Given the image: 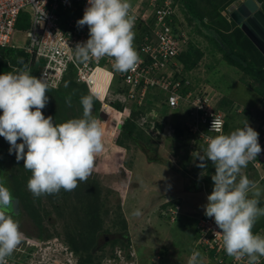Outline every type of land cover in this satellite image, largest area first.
<instances>
[{"label":"clouds","instance_id":"clouds-1","mask_svg":"<svg viewBox=\"0 0 264 264\" xmlns=\"http://www.w3.org/2000/svg\"><path fill=\"white\" fill-rule=\"evenodd\" d=\"M245 1L238 0L229 6L234 5L231 12L227 10L230 20H233L231 14ZM255 1L262 10L263 4ZM87 3L83 18L77 21V26L88 27L89 39L76 45L75 59L80 63H88L107 57L112 61L114 71H134L139 56L134 47L135 16L132 14L130 0H87ZM25 42L22 47L15 45V48H9H21L24 51ZM18 63L23 67L18 69L16 65L13 71L0 74V136L10 144V154L14 152L17 161L22 160L23 167L31 172L27 188L34 197L58 195L61 190L74 191L80 182L88 180L96 156L104 150V130L98 120L103 119V114L97 118L92 115L94 96L89 94L81 97V118L69 119L61 124L54 123L53 117H45L42 111L49 102L47 93L53 85L44 76L39 78L37 67L38 77L34 76V66L29 68L22 57ZM66 103L71 106V97L66 99ZM221 127V121L213 120L212 129L218 130ZM124 148L127 156L122 169L128 173L125 168L128 150ZM261 152L259 133L246 122L242 128L211 137L203 154L197 155L201 161L198 167L206 169L207 162L211 161L215 168L211 177L214 188L207 196L204 214L214 218L220 230L214 234L222 237L225 253L235 261L245 260V264H260L261 257H264V235L253 231L258 219L264 217V207L259 206L261 189L258 186L264 180L258 184L242 171ZM14 204L10 189L0 183V264H8L7 258L12 256L25 237L36 243L43 242L21 232L19 222L8 214ZM133 215H141L140 210L137 209ZM170 221H176L172 214ZM52 241L45 242H49L51 247H57L64 259L66 254L72 253L73 263L79 264L80 257L66 242L60 239L56 241L63 248L61 252V248ZM190 254L185 264H204L199 251L194 250L191 257ZM136 258L135 254L133 259L137 262ZM115 259L120 261L117 253ZM108 260L111 258L106 259L105 264ZM101 264H104V259Z\"/></svg>","mask_w":264,"mask_h":264},{"label":"built area","instance_id":"built-area-1","mask_svg":"<svg viewBox=\"0 0 264 264\" xmlns=\"http://www.w3.org/2000/svg\"><path fill=\"white\" fill-rule=\"evenodd\" d=\"M87 6V0H0V49L16 47L13 39L20 31L17 29L19 15L21 12L28 13L30 24L23 32L29 68L37 67L39 78L44 76L53 85L51 89H59L72 71L77 81L86 84L101 103L100 111L107 117L106 120L98 118L104 130L105 147L94 163L102 159L101 156L108 159L113 156L124 168L126 149L117 145L116 139L126 119L131 117L130 107L139 112L137 123L148 134L174 140L178 122L165 121L158 116L155 106L158 99L172 114L186 110V120L181 121L185 131L181 139L194 156L203 154L211 137L235 130L231 127L232 120L242 115L245 109L238 104L225 105L226 98L222 92L205 82H194V70L184 73L181 69L178 58L188 50L191 37L183 25L184 20L177 11L175 0H136L132 5L134 32L138 33L134 38V47L139 61L134 71L125 73L114 71L112 61L107 57L88 63L75 59L76 45L89 39L88 27L77 26ZM233 9L234 5L227 10L231 12ZM67 13L71 16L65 25L64 15ZM41 61L43 65H40ZM99 71L111 76L103 97L96 89ZM116 79L119 81L118 91L112 92ZM213 120L221 121L222 127L212 129ZM162 123L164 129L160 130L158 125ZM259 143L262 152L242 170L258 184L264 180V125ZM197 230L198 236L190 257L196 250L202 254L204 264H245V260L235 261L225 253L222 237L214 234L220 231L214 218L201 219ZM48 244L36 243L25 237L18 249L7 258L8 264H74L72 253L66 254L64 259L57 247ZM117 254L119 264L126 262L122 253ZM131 257H135V252L134 255L131 252ZM106 264L114 263L108 260ZM260 264H264V257H261Z\"/></svg>","mask_w":264,"mask_h":264},{"label":"rangeland","instance_id":"rangeland-1","mask_svg":"<svg viewBox=\"0 0 264 264\" xmlns=\"http://www.w3.org/2000/svg\"><path fill=\"white\" fill-rule=\"evenodd\" d=\"M130 1L131 5L136 2V0ZM180 16L184 20L183 25L190 32L191 41L196 49L205 52V56L193 72V81L196 83L205 82L226 94L238 105L243 106L245 111L242 115L249 117V124L256 128L260 119L264 120L261 118V116L264 117V94L257 90L259 86L249 76L230 66L224 60V54L219 47L211 43L207 29L199 26L197 21L190 19L191 15L187 17L185 14H180ZM206 22H208L207 19ZM23 31L20 29L16 33L13 39L14 45L23 46L25 41ZM137 36L138 34L135 33V37ZM0 58L2 59L0 64H4L3 60H6L11 69L17 65L8 61L9 59H6L4 54L0 53ZM181 69L183 70L182 66ZM3 73H6V69L0 67V74ZM32 74L38 77V72ZM118 84L119 81L116 79L112 86V92L118 91ZM65 85L61 91L68 93V83ZM54 94L56 93L50 95ZM53 101L54 103H52ZM51 103L52 111L46 115L44 113V115L47 117V114H50L52 117V112H56L58 117L55 119H59V124L69 119L81 118L83 115L80 102L71 101L69 107L66 100L55 95L52 96ZM155 106L158 116L164 119L168 111L167 108L160 103V99ZM185 111V109L176 111L174 120L185 121ZM169 116L171 118L172 114ZM102 118L107 119L105 115ZM253 123L255 124L253 125ZM146 135L151 138V141L145 144L148 153H145V150L140 149L133 142H127L128 157L125 168L129 171L128 173L123 172L119 159L113 158V156L110 159L101 156L102 159L94 163L95 168L88 180L80 182L74 191L62 190L58 195H42L38 199L36 197L32 199L33 204L30 206L34 207L42 218L39 219L36 212L31 214V208L27 210L25 203L21 202L20 209L23 217L18 221L21 232L44 243L49 239L40 232L37 222L48 216L51 217L50 220L43 219L42 222L45 229L48 227L49 232L58 230L60 233H65L69 230L67 226H72L75 231L79 230L82 224L85 225L87 214L94 213L93 203L97 201L91 202V207L87 204V200L91 201V190L92 194L99 190L100 197L98 199L103 212V223L96 247L92 249L96 259L104 256V264L108 258H111L114 264H119L113 253L115 255L120 252L126 260L123 264H136V261L131 257V252L134 255L135 246L136 252L137 249L139 250L141 264H185L195 240L196 221L206 216L204 206L207 204L209 190L204 179L207 169L201 167L198 169L197 166L201 163L199 159L196 158L194 161L193 157L190 158L191 156L182 149L179 143L174 144V141L171 142L159 135H154L158 136L157 138L153 134L146 133ZM0 146L8 147L0 153V174L6 176H3V180L0 179V183L10 188V184L14 183L13 177H23V173L26 172L21 161H17L15 153L10 154V144L2 136H0ZM147 162L152 163L149 168ZM8 173L12 175L11 183H8L6 175ZM192 178L201 182V188L196 189L195 187L199 186L196 185L194 189L190 190L191 192H188L190 188H186L194 181ZM89 184L91 188L87 189ZM258 186L261 189L259 200L264 201V182ZM26 189H28L27 186ZM10 191L17 196L16 191L12 189ZM172 199H175V202H171ZM178 199H182V201H178ZM137 209L140 210L141 215L134 216L133 212ZM45 211L48 212V216ZM171 214L176 217L175 222L170 221ZM29 216L32 221L29 220ZM123 221L126 222V230L123 227ZM87 235L88 233L86 237ZM104 235L109 238L107 242ZM62 240L66 242L65 237ZM117 240L125 241L126 245L116 242ZM56 241L54 238L52 242ZM56 244L62 252L63 248L60 242H56ZM86 254H81V256H86ZM158 255L161 256L158 257ZM129 256L131 259H128Z\"/></svg>","mask_w":264,"mask_h":264},{"label":"trees","instance_id":"trees-1","mask_svg":"<svg viewBox=\"0 0 264 264\" xmlns=\"http://www.w3.org/2000/svg\"><path fill=\"white\" fill-rule=\"evenodd\" d=\"M159 1H163V0H159ZM235 1L238 0H175L178 6V10H177L178 13L180 12L183 15L185 14L187 17L191 15L190 19H192L193 21L194 20L197 21L199 26L207 29L209 32V39L211 40V43L219 47L220 51L224 54V60L230 66L239 69L246 76H249L250 79H252L255 82V84L259 86L257 90L260 93L264 94V56L256 48V46L250 41V39L244 34L241 28L233 20H230L229 16L227 15V8ZM258 1L263 4L262 10L264 12V0H258ZM224 12H226V14H224ZM69 16H71L70 13L64 15L65 25H67ZM175 19L178 20L177 16H175ZM206 19L208 20V22H206ZM29 24H30L29 14L25 12H21V15H19L17 21V29L25 30L29 27ZM0 53L4 54L6 59H9L8 61H11V63L17 64L18 69L23 67L22 64L18 63L19 58L21 57L23 58L24 64L28 63V55L21 48L0 49ZM204 53L205 52H203L202 50L196 49V46L191 41L188 50L182 52L181 56H179L178 58L179 63L183 67L184 73H189L195 70L198 64L200 63V61L202 60V58L205 56ZM0 60L2 59L0 58ZM3 61L5 63L4 64L1 63L0 67H4L6 69V72L13 71L7 64V61L6 60ZM43 64L44 62L41 61L40 65ZM37 72L38 69L34 67L32 73H37ZM66 83H68V89H69L68 93L61 91ZM50 91L51 92L47 93L49 97V102L47 106L42 110L43 113H45V115L49 111L50 112L52 111L51 106L52 103H54V101L51 103L52 96L56 95V97L62 98L63 100H66L68 97H71V101L80 102L82 96L91 94L86 85H80L76 81V75L72 71L66 77L65 83L63 84V86L60 87V89L58 90L50 89ZM51 93H56V94L51 96L50 95ZM225 105L228 106L229 104L225 102ZM100 108H101V103L96 97H94L92 115L95 118L101 115ZM119 109H122V107H119ZM129 109H132L131 117L127 118L124 125L122 126L121 134L117 138V144L128 148L127 142L130 141L136 144L140 149L145 150V153H148L147 146L145 144L151 141V138L146 135L147 132L144 129H142L137 123V120L140 117L139 112H137L134 109V107L132 108L130 107ZM52 113H53L52 117L55 116L54 123L59 124V119H55L58 117V114L56 112H52ZM48 116H50V114H47V117ZM158 128L160 130H163L164 123L159 124ZM184 132L185 131L183 129V123L181 121H178L177 136L175 138L176 143L182 144L183 141L181 137L184 135ZM7 148L8 147L6 146L5 147L0 146V153L2 151H5ZM192 157L194 158V161L197 158V156L194 155L191 156L190 158ZM199 162L201 161L199 160ZM21 163L23 166L24 162L22 160ZM184 168L186 169V166H184ZM197 168L199 169L198 166ZM206 169H207V174L205 176L204 182L207 184L209 194H211L214 188V182L211 177L215 173V168L214 165L211 163V161L207 162ZM24 171L26 173L25 174L23 173L24 175L23 177L21 176L13 177L14 183L12 184L11 189L13 191H16L17 193V196L14 195L13 199L18 200L19 203L21 202L25 203V205L27 206L26 207L27 210L31 208L30 213L35 214L36 209L30 206V204H33L32 199L34 198V196L28 189H26L28 180L31 177V172L26 169ZM192 180L194 181L190 183V186H188L187 188L194 189V186L196 185L200 186L201 182L195 180L194 178H192ZM88 188H91L90 184L89 187L87 186V189ZM195 188L200 189L201 187L197 186ZM92 193L93 192L91 190V201L87 200L88 206L91 205V202H96V201L97 202L93 203L94 213L92 214L90 213L89 215L87 214L86 216L87 219H85L86 221L85 225L82 224V227L77 231H75V229L72 226H67L69 230L65 233H60L62 237H65L66 243L71 247V249L75 252V254H77V256L80 257L79 264H101L104 259V256L96 259L94 257V251H92V249L96 247L97 239L99 238V235L101 233L99 231L103 223V215H102L103 212L101 210L102 208H100L99 199H98L100 197V192L98 190L94 194ZM259 206L264 207L263 200H260ZM36 216L40 219L41 215L38 212H36ZM203 218H208V217L204 216L197 219L196 221L195 240L198 236V230H197L198 223ZM123 223H124L123 227H125L126 230V222L123 221ZM37 225L39 227L40 232L44 234L43 227L40 221L37 222ZM253 231L254 233L264 235V217L258 219L256 224L254 225ZM87 233L88 235L86 237ZM53 234L55 235L54 232ZM53 234L49 233L48 236L47 235L45 236L47 238H50L54 236ZM105 236L106 235H104V238ZM195 240L193 241V247ZM116 242H121L122 245H126V242L123 240H117ZM81 254L82 255L86 254V256H81ZM113 256H115L114 253ZM128 259H131V257L129 256ZM138 259L139 257L136 258V260ZM136 264H141V261L138 260Z\"/></svg>","mask_w":264,"mask_h":264},{"label":"water","instance_id":"water-1","mask_svg":"<svg viewBox=\"0 0 264 264\" xmlns=\"http://www.w3.org/2000/svg\"><path fill=\"white\" fill-rule=\"evenodd\" d=\"M231 17L264 56V13L259 4L255 0H246L231 14ZM14 201L15 204L11 209L18 212L19 201Z\"/></svg>","mask_w":264,"mask_h":264},{"label":"crops","instance_id":"crops-1","mask_svg":"<svg viewBox=\"0 0 264 264\" xmlns=\"http://www.w3.org/2000/svg\"><path fill=\"white\" fill-rule=\"evenodd\" d=\"M130 3H131V1H130ZM136 33V32H135ZM136 34H138V33H136ZM135 38H137V37H135ZM226 94H224V96H225ZM228 96L226 95L225 96V100H226V102L230 105V106H233L234 104H238V103H236L234 100H232L230 97H228ZM233 101V102H232ZM240 106V105H239ZM240 107H242V108H244L243 106H240ZM256 108V107H255ZM251 109V108H250ZM0 114L2 115V112H0ZM169 114H172L171 112H168L167 111V113H166V116H165V118H164V120L165 121H170V122H178V121H180V120H174V114H172V117L170 118V116H169ZM261 118H264L263 116H261ZM252 119V118H251ZM254 119V118H253ZM242 121H245V122H242ZM246 122H250V118L249 117H244L243 115H240L239 117H237V118H235L234 120H232V125H231V127H234V129H237V128H242L243 126H244V124L246 123ZM255 123H253V125H254ZM264 125V120H262L261 121V119H260V121L257 123V125H256V128H254L258 133H259V135L261 134V128H262V126ZM168 140H170L171 142H173L174 141V144H176V142H175V139L174 140H171V139H168ZM181 146H182V149L186 152V153H188V154H190V156H192L191 155V150H190V148H189V146L186 144V143H183L182 142V144L181 143H179ZM153 162V161H152ZM148 163V168L152 165V163L151 162H147ZM119 173V172H118ZM122 176H124L123 174H122ZM198 187H200V186H198ZM186 188V187H185ZM186 189H188V188H186ZM190 190H192V189H189V191L188 192H191ZM175 199H172V201L171 202H173ZM178 201H182V199H178ZM175 202V201H174ZM167 203V202H166ZM134 249H135V252H136V248H135V246H134ZM136 254V257H139V259L138 260H140L141 261V258H140V256H139V250L137 249V252L135 253ZM160 255H158V257H159ZM158 257H157V259H158ZM186 263V262H185Z\"/></svg>","mask_w":264,"mask_h":264},{"label":"flooded vegetation","instance_id":"flooded-vegetation-1","mask_svg":"<svg viewBox=\"0 0 264 264\" xmlns=\"http://www.w3.org/2000/svg\"><path fill=\"white\" fill-rule=\"evenodd\" d=\"M5 173V172H4ZM7 175V177H8V183H11L12 182V175L10 174V173H8V174H6ZM3 176H5V174L3 175L2 173L0 174V179H2L3 180ZM6 177V176H5ZM11 187H12V184H10V188L9 189H11ZM13 195V194H12ZM13 197H14V195H13ZM20 204V203H19ZM46 212V216H48V212L47 211H45ZM8 214H10L12 217H13V219L14 220H16V221H19V219H21L22 217H23V215L21 214V209H20V206H19V210H18V212H16L15 210H12V209H9L8 210ZM40 218H42L41 216H40ZM50 216H48L47 218H45V217H43V219L46 221H49L50 220ZM32 218H30V216H29V220H31ZM43 219L40 221L41 222V225H42V227H43V231H44V235H47L48 236V234L49 233H51V234H53V232L52 231H50L49 232V230H48V227L45 229V226H43ZM32 221V220H31ZM34 221V220H33ZM55 233V235L54 236H52V237H50V238H48L49 240H52V239H54V238H56L57 240H62L63 239V237H62V235H60V232L57 230V231H55L54 232ZM109 240V238H108V236H105V241L107 242Z\"/></svg>","mask_w":264,"mask_h":264},{"label":"bare ground","instance_id":"bare-ground-1","mask_svg":"<svg viewBox=\"0 0 264 264\" xmlns=\"http://www.w3.org/2000/svg\"><path fill=\"white\" fill-rule=\"evenodd\" d=\"M96 79L98 80L97 86H96L97 92L100 94L101 97H103L104 92L106 91V89L110 83L111 76H110V74H107L103 71H99Z\"/></svg>","mask_w":264,"mask_h":264}]
</instances>
